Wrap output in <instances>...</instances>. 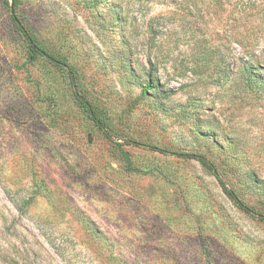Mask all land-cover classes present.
<instances>
[{
	"label": "rangeland",
	"instance_id": "1",
	"mask_svg": "<svg viewBox=\"0 0 264 264\" xmlns=\"http://www.w3.org/2000/svg\"><path fill=\"white\" fill-rule=\"evenodd\" d=\"M12 2L0 0V264H264V220L212 172L132 143L207 155L264 213V0H21L114 142L61 68L30 60Z\"/></svg>",
	"mask_w": 264,
	"mask_h": 264
},
{
	"label": "trees",
	"instance_id": "2",
	"mask_svg": "<svg viewBox=\"0 0 264 264\" xmlns=\"http://www.w3.org/2000/svg\"><path fill=\"white\" fill-rule=\"evenodd\" d=\"M20 5L21 0H13L12 4L9 5V12L12 19L13 24L15 25L18 33L23 39V42L25 43L26 51L28 53V56L30 57V60L36 61L38 58L42 57L50 61V63H53L54 65L58 66L63 70V72L66 74V77L69 81L70 87L72 88V92L74 95V100L77 103V105L81 108L83 113L92 120L95 125L103 132V134L110 140L115 141L114 134L112 133L111 128L109 127L107 121L102 117L100 114V110L89 100V98L82 93V91L79 88V80H78V74L76 69L66 60L61 59L51 53L48 49H46L39 41L38 39L31 33L30 29L26 25L20 11ZM252 66L246 65L245 70L247 72H253L255 74H258L256 69H252L254 71H251ZM258 78V77H257ZM260 84L264 87V76H260L258 78ZM146 87L148 88H156L157 84L151 79L147 82ZM132 143L137 144L139 146H145L148 147L151 150L159 151L164 154H180V155H186L188 157L197 159L205 168H207L210 172L213 173V175L217 178L221 186L223 187V190L225 193L229 196V198L243 211L258 216L261 220H264V213H261L254 209L252 206H250L248 203H246L243 198L228 184L227 180L224 178L223 174L219 170L216 163L209 158L207 155L203 153L198 152H184L180 153L175 151L171 148L161 147L158 145H152V144H145L141 141H135L133 140ZM120 145V144H119ZM34 196H31L27 198L22 205L18 206V209L25 214L27 212V208L29 204L31 203ZM91 225V223H89Z\"/></svg>",
	"mask_w": 264,
	"mask_h": 264
}]
</instances>
